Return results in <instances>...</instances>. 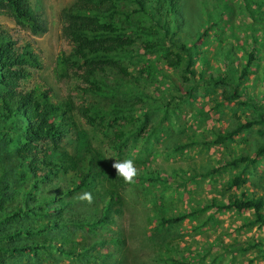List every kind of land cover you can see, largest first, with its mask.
Here are the masks:
<instances>
[{"label": "trees", "instance_id": "16d2710c", "mask_svg": "<svg viewBox=\"0 0 264 264\" xmlns=\"http://www.w3.org/2000/svg\"><path fill=\"white\" fill-rule=\"evenodd\" d=\"M33 1L0 0V16L11 17L21 30L41 34L46 26ZM241 1L242 5L236 9L251 17L254 22L251 27L263 30L260 24L264 22V0ZM184 2L187 0H76L71 7L62 10V33L73 41V47L69 53L60 55L55 73L60 80H66L69 85L73 83L84 95L111 99L105 106L91 102L81 106L72 98L55 103L38 89L19 93L24 80L33 76L32 69H41V63L29 44L17 47L0 25V264H37L55 253L63 259L101 264L102 259L105 262L109 256L103 257L100 249H104L107 242L114 245L123 242L113 234L110 239L96 237L88 241L85 238L83 242L74 243L72 232L87 237L85 232L99 236L100 229L110 230L116 225L115 214H124L122 190L133 185L116 178L112 167L103 170L94 166L96 158L91 156L90 134L86 128H81L79 121L82 119L102 139L101 144L119 155L131 151V142L150 141L157 133L158 125H149L150 116L145 111L162 106L149 103L152 96L145 90L132 88V81L134 85L145 82L151 87L157 83L154 90L163 96L164 107H169L177 116L185 103L192 105L193 92L198 85L205 89L223 88L222 98L215 100L207 112L225 103L251 107L257 112L255 118L238 119L240 122L233 129L223 131L221 128L214 139L196 141L193 135V142L177 146V151L194 145L226 146L255 127L260 128L258 133L264 138V103L251 98L246 88H241L251 75H255V84L259 80L260 74L254 67L257 68L263 59L264 48L260 47L264 44V30L262 37L253 36L250 40L245 63L235 62L234 49L224 46L222 37L213 34L210 37L218 39V55L213 57H219L222 70L214 74L209 67L210 56H203L201 68L196 69L194 58L205 53L198 44L210 38L207 36L210 28L230 22L225 18L231 16L235 8L228 0L224 1L218 16L213 17L207 6V13H200V17L212 21L210 27L204 30L202 25H193L196 39L180 45V36L174 26L186 22ZM164 68L180 75L181 81L175 82ZM167 80L171 81L169 86H165ZM173 92L184 97H177ZM173 101L177 102L171 109ZM140 111L143 113L138 116ZM195 113L202 119L209 115L198 110ZM164 120L166 116L160 124L163 125ZM73 136L77 138L75 144L70 140ZM72 144L77 147L76 151L69 149ZM130 154L129 159H132ZM262 158L264 140L253 155L232 157L202 176L217 175L226 168L242 165L224 186L227 191L239 189L250 182L249 176L259 173ZM137 169L136 181L142 179L160 184L166 181L160 170L156 175L153 171L150 175L146 172L145 176L140 167ZM93 187L94 197L100 199L95 203L103 208L100 211L79 210L80 200L76 193L88 192ZM209 206L239 213L251 211L253 217L245 219L244 226L264 228V197L257 193L233 194L227 202L215 199ZM195 214L192 211L179 216H162L158 225L181 224ZM255 246L249 244L236 250L246 252ZM161 247L166 249L164 254L163 248L157 253V264L161 261L193 264L177 258L168 243Z\"/></svg>", "mask_w": 264, "mask_h": 264}, {"label": "rangeland", "instance_id": "374dc122", "mask_svg": "<svg viewBox=\"0 0 264 264\" xmlns=\"http://www.w3.org/2000/svg\"><path fill=\"white\" fill-rule=\"evenodd\" d=\"M76 0H34L37 11L43 15L47 29L45 32L33 35L28 31L21 30L16 26L14 20L8 16H0V25L6 30V33L13 39L17 46L30 44L33 52L39 56L43 69L35 72L33 77L24 80V90L38 89L49 95L50 99L57 103L67 98L75 100L77 105L83 106L86 102L98 103L103 106L109 105L111 99H102L78 92L77 88L69 85L66 80H59L55 73L56 60L61 51L70 52L73 41L64 37L62 33L63 25L59 15L65 8L71 7ZM227 0H187L184 2L183 14L185 12V23L175 25L176 31L180 36L179 44L186 40L193 43L196 32L193 25H202V29H208L211 22H207L200 17V13H207V6L210 8L213 17L218 16L223 2ZM229 4L235 8L231 16H226L228 23H221L219 26L210 28L207 36L213 34L220 35L224 46H230L233 50L234 61L245 63L247 51L250 49V40L254 37H262L263 30L254 29V22L247 13H242L236 7L242 5L241 0H228ZM183 25V27H182ZM260 25L264 26V22ZM204 40V38H203ZM202 40V41H203ZM217 40L210 37L207 41L198 44L202 52L194 58V66L200 69L201 58L210 56L209 67L217 75L218 70H222L218 55ZM264 43V39L262 40ZM189 43V44H191ZM260 48H264V44ZM209 49V52H206ZM213 55H215L213 57ZM154 57V56H153ZM262 61H259L257 73L259 80L255 84V75H251L249 80H245L241 88H246L249 96L261 103H264V52L261 53ZM258 64V63H257ZM171 75L175 82L181 81V76L173 70L164 68ZM136 74V73H135ZM160 80L163 77L158 76ZM171 81H165V86H169ZM130 85V84H129ZM157 83L152 87L148 83H140L131 87L138 90H145L152 96L149 103L162 106L158 109L147 110L150 116L149 125L155 123L158 125L157 133L151 140L143 139L140 143H130L131 151L119 155L113 153L108 146L101 144L97 134L90 127L86 126L81 120V128L89 131L90 138L88 142L92 143L91 156L96 158L94 166L97 169L108 170L112 164L117 161L129 159L130 152L133 155L136 168L140 167L142 175L147 172L148 175L153 171L160 170L162 177L166 178L165 183L137 180L132 186L122 190V201L125 206L124 214H115L116 225L100 229L99 236H94L90 232H85L87 237L80 235V232H72L73 241L83 242L85 238L88 241L94 238L110 239L113 234L118 235L123 242L110 244L101 248L103 257H107L105 262L102 259L101 264H157L155 261L160 249L164 254L166 247H161L168 243V246L175 251L177 258H184L193 264H264V228L245 227V219L253 217L251 211L242 213L236 210H218L209 206L213 200L217 199L223 203L233 195L245 193H257L264 197V158L261 159L260 171L258 174L250 177V182L242 188L227 191L225 183L237 174L241 169L226 168L219 174L203 177L202 174L218 167L223 161L229 160L242 154L253 155L257 147L263 142L264 138L259 135V127L244 132L236 137L226 146L213 145H194L188 146L184 151H177L176 147L196 141L214 139L218 130L223 131L233 129L240 121L248 118L257 117V112L251 107L239 106L237 104L225 103L223 106L214 109L211 112L207 110L213 106L215 100L222 98L223 88H204L196 87L191 99L192 105L186 103L182 106V112L177 116L169 109L165 108V101L160 92L154 90ZM163 89V87L161 86ZM177 97L183 96L180 93L173 92ZM161 97V98H159ZM184 97V96H183ZM170 97H167L169 101ZM172 102L171 109L175 107ZM165 106V107H164ZM203 111L209 114L205 119L195 113ZM142 111L137 115L141 116ZM196 115L200 117H195ZM167 120L160 124L162 117ZM143 137L144 134H141ZM195 135L194 138H191ZM70 140L77 141L73 136ZM195 142V141H194ZM135 146V147H133ZM69 149L76 151L75 145H70ZM130 149V148H129ZM113 168V167H112ZM156 175V173H155ZM146 176V175H145ZM100 188V186H98ZM95 187L88 190L92 194L93 202L79 201L77 208L82 211L101 210L103 207L95 203L100 200L94 197ZM84 191L77 192L79 194ZM195 211V215L190 216L181 224L158 225V219L162 216H179L184 213ZM249 244H256L250 251L236 250L239 247L245 248ZM235 248V250H233ZM178 250V253L177 251ZM95 255L98 252L93 251ZM55 252H52V254ZM55 253L46 261L39 260L37 264H87L83 260L63 259ZM105 259V258H104ZM158 264H170L161 261Z\"/></svg>", "mask_w": 264, "mask_h": 264}, {"label": "clouds", "instance_id": "9594fccd", "mask_svg": "<svg viewBox=\"0 0 264 264\" xmlns=\"http://www.w3.org/2000/svg\"><path fill=\"white\" fill-rule=\"evenodd\" d=\"M62 12V11H61ZM39 15L41 16L42 18V21H43V24H45V20L43 19V15L39 13ZM59 18H60V15H59ZM46 26V24H45ZM46 29H47V26H46ZM24 31V30H23ZM29 32V31H28ZM32 34V33H31ZM34 35V34H33ZM30 45V44H29ZM17 47H21V46H17ZM23 47V46H22ZM73 47V46H72ZM30 49L32 50V47L30 45ZM72 49V48H71ZM33 52V50H32ZM64 51H61L57 57V60H56V66H57V62H58V59L60 57V55L63 53ZM34 53V52H33ZM69 53V52H68ZM34 55H36L34 53ZM39 59V56L36 55ZM40 61V59H39ZM41 63V61H40ZM55 66V68H56ZM41 69H43V66L42 64L40 65ZM41 69H32V71L35 72H38L39 70ZM34 75V74H33ZM57 76V74H56ZM33 77V76H32ZM31 77V78H32ZM29 78V79H31ZM57 78L60 80V78L57 76ZM62 80V79H61ZM22 92H26V91H22ZM22 92H19V93H22ZM112 167L113 169L115 170V173H116V178H119V179H122L124 181L125 184H128V185H132L135 183L136 179H137V176H138V169L136 168V165H135V162L133 159H124L122 161H117L115 163L112 164ZM77 199H79L80 201L82 202H87L88 204H91L93 202V197H92V194L90 192H83L81 194L78 195Z\"/></svg>", "mask_w": 264, "mask_h": 264}]
</instances>
